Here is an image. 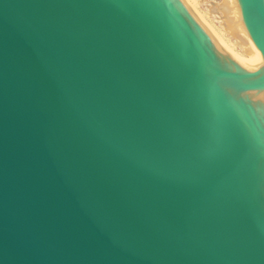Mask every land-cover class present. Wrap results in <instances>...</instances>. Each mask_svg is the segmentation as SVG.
Listing matches in <instances>:
<instances>
[{
	"label": "water",
	"instance_id": "water-1",
	"mask_svg": "<svg viewBox=\"0 0 264 264\" xmlns=\"http://www.w3.org/2000/svg\"><path fill=\"white\" fill-rule=\"evenodd\" d=\"M261 62L189 0H0V264H264Z\"/></svg>",
	"mask_w": 264,
	"mask_h": 264
},
{
	"label": "rangeland",
	"instance_id": "rangeland-1",
	"mask_svg": "<svg viewBox=\"0 0 264 264\" xmlns=\"http://www.w3.org/2000/svg\"><path fill=\"white\" fill-rule=\"evenodd\" d=\"M200 15L208 22V24L216 30V33L228 44V46L236 53L247 58L244 51L246 44L240 43V40L233 34L228 32L226 27L225 15L219 7L222 0H189ZM246 40V38H244Z\"/></svg>",
	"mask_w": 264,
	"mask_h": 264
},
{
	"label": "bare ground",
	"instance_id": "bare-ground-1",
	"mask_svg": "<svg viewBox=\"0 0 264 264\" xmlns=\"http://www.w3.org/2000/svg\"><path fill=\"white\" fill-rule=\"evenodd\" d=\"M219 7L222 9L225 15V28H227L231 35L233 34L235 37H237L240 40V43L242 42L246 44L244 46V51L247 54V58L244 56L243 57L253 65L259 64L261 62L259 52L245 33L237 13L235 0H222ZM244 38H246V40Z\"/></svg>",
	"mask_w": 264,
	"mask_h": 264
}]
</instances>
